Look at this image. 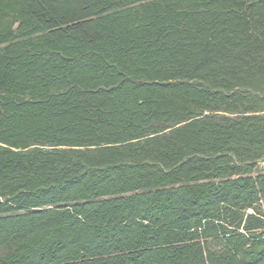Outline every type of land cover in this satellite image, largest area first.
<instances>
[{
    "label": "trees",
    "instance_id": "obj_1",
    "mask_svg": "<svg viewBox=\"0 0 264 264\" xmlns=\"http://www.w3.org/2000/svg\"><path fill=\"white\" fill-rule=\"evenodd\" d=\"M264 0H0V264H264Z\"/></svg>",
    "mask_w": 264,
    "mask_h": 264
},
{
    "label": "rangeland",
    "instance_id": "obj_2",
    "mask_svg": "<svg viewBox=\"0 0 264 264\" xmlns=\"http://www.w3.org/2000/svg\"><path fill=\"white\" fill-rule=\"evenodd\" d=\"M258 167L259 170H264V161L260 162Z\"/></svg>",
    "mask_w": 264,
    "mask_h": 264
}]
</instances>
